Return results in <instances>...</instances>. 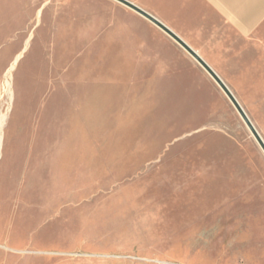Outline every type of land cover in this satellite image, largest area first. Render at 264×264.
<instances>
[{"label":"rangeland","instance_id":"1","mask_svg":"<svg viewBox=\"0 0 264 264\" xmlns=\"http://www.w3.org/2000/svg\"><path fill=\"white\" fill-rule=\"evenodd\" d=\"M171 28L264 138V30ZM0 122V264H264L263 149L128 6L0 0Z\"/></svg>","mask_w":264,"mask_h":264},{"label":"crops","instance_id":"2","mask_svg":"<svg viewBox=\"0 0 264 264\" xmlns=\"http://www.w3.org/2000/svg\"><path fill=\"white\" fill-rule=\"evenodd\" d=\"M129 1L144 8L155 17L161 18L162 20H160L170 28L175 24L192 25L202 27V29H194L193 31H206V27L220 22L232 26L245 37H250L264 30V0ZM171 29L177 34L178 32L189 31L187 28Z\"/></svg>","mask_w":264,"mask_h":264},{"label":"water","instance_id":"3","mask_svg":"<svg viewBox=\"0 0 264 264\" xmlns=\"http://www.w3.org/2000/svg\"><path fill=\"white\" fill-rule=\"evenodd\" d=\"M117 1L135 10L137 13L149 19L155 25L160 27L163 31L169 34L177 43H179L185 50H187L210 73V75L216 80V82L221 86V88L230 98V100L232 101V103L240 113L241 117L247 124L248 128L252 132L253 136L256 138L257 142L264 151V138L262 137L261 133L254 125L248 113L246 112L242 104L239 102L235 94L231 91L229 86L224 82V80L219 76V74L207 63V61L199 54V52L195 50L189 43H187L179 34H177L169 26L164 24L160 19L155 17L153 14H151L144 8L138 6L137 4L129 0H117Z\"/></svg>","mask_w":264,"mask_h":264},{"label":"bare ground","instance_id":"4","mask_svg":"<svg viewBox=\"0 0 264 264\" xmlns=\"http://www.w3.org/2000/svg\"><path fill=\"white\" fill-rule=\"evenodd\" d=\"M21 57V55H19L17 58H16V60H15V62L13 63V65H12V67L10 68V72H9V75H11V71L14 69V67H15V64H16V62H17V60L19 59ZM10 81V80H9ZM6 87V86H5ZM8 87V86H7ZM0 127H2V122H0ZM0 247H2V245L0 244ZM6 249H7V247L8 246H4Z\"/></svg>","mask_w":264,"mask_h":264}]
</instances>
